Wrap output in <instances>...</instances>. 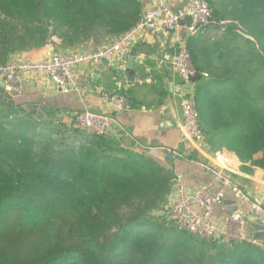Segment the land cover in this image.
<instances>
[{"label": "trees", "instance_id": "obj_1", "mask_svg": "<svg viewBox=\"0 0 264 264\" xmlns=\"http://www.w3.org/2000/svg\"><path fill=\"white\" fill-rule=\"evenodd\" d=\"M209 3L208 28L223 35L187 47L200 127L210 147L264 169V0ZM143 12L140 0H0V64L54 37L65 49L118 38ZM5 101L0 264H264L255 244L225 245L174 227L173 170L111 134L39 121Z\"/></svg>", "mask_w": 264, "mask_h": 264}, {"label": "crops", "instance_id": "obj_2", "mask_svg": "<svg viewBox=\"0 0 264 264\" xmlns=\"http://www.w3.org/2000/svg\"><path fill=\"white\" fill-rule=\"evenodd\" d=\"M140 1L143 10H146L150 0ZM186 2L178 0L176 6L185 5ZM216 33L215 28H207L203 34L191 35L186 24H183L177 34H140L131 46V55L136 54L131 68L128 62L131 56L125 60V64L119 60L81 64L77 67L79 87L69 92H61L46 75H37L24 78L20 94L6 95L5 85L0 80V97L13 99L19 108L39 110L44 115L39 121L52 122L67 129H72L73 119L85 110L112 114L117 121L110 132L112 136L135 154L146 156L181 175L188 189L206 185L213 191L217 190L219 185L214 182L209 170L215 169L264 205V169L241 161L226 149L210 147L204 136L200 142L186 140L180 130L183 123L182 96L172 91L180 79L175 70L163 62V56L187 48L192 38L208 39L212 43L219 37L220 33ZM116 39L106 38L101 44L88 41L75 49H63L59 42H55L54 49L46 47L17 58L31 62L42 61L51 50L62 54H88L102 50ZM198 83L195 80L194 85L185 88L182 95L196 97ZM102 94L125 96L131 103L130 110L114 112L102 103ZM175 200L176 195L173 193L170 205ZM239 208L248 210L249 206L238 202L226 190L223 204L214 211V222L221 227L222 220ZM245 230L253 244L264 251V224L260 218L255 214L249 215Z\"/></svg>", "mask_w": 264, "mask_h": 264}, {"label": "built area", "instance_id": "obj_3", "mask_svg": "<svg viewBox=\"0 0 264 264\" xmlns=\"http://www.w3.org/2000/svg\"><path fill=\"white\" fill-rule=\"evenodd\" d=\"M178 0H150L144 10L141 22L128 33L110 42L102 50L88 54H62L49 51L42 61L13 60L6 65L0 64V80L3 81L6 95L20 94L24 78L46 75L61 92L77 90L79 77L77 67L85 63L125 60L131 56V46L140 34L158 35L160 32L177 34L183 24L191 35L203 34L212 20L209 0H187L185 5L176 6ZM163 62L169 64L178 75L180 82L172 88L176 95L182 96L181 110L183 123L180 125L182 136L186 140L200 142L203 131L200 127L199 112L194 96H183L185 88L192 87L197 77L194 60L189 50L184 47L177 53H167ZM101 101L114 112L129 111L128 98L118 94H102ZM117 123L112 114H97L89 110L79 113L72 123V128L89 135H108ZM211 170L214 182L219 185L215 191L210 186H200L193 190L181 175L175 174L174 189L176 200L170 206L169 220L179 231L207 240H221L225 245L254 243L246 235V222L255 214L264 224V205L259 199L251 198L244 190L221 171ZM230 191L235 199L249 206L248 210L239 208L226 216L221 227L213 220L214 211L225 198V191Z\"/></svg>", "mask_w": 264, "mask_h": 264}, {"label": "water", "instance_id": "obj_4", "mask_svg": "<svg viewBox=\"0 0 264 264\" xmlns=\"http://www.w3.org/2000/svg\"><path fill=\"white\" fill-rule=\"evenodd\" d=\"M135 57H136V54L135 55H131V57L129 58V67L131 68V67H133V64H134V62H135ZM4 85V84H3ZM6 101V103L7 104H9V105H16V102L13 100V99H11V98H8V99H5ZM28 110H30L31 112H32V114L37 118V119H43V117H44V115L43 114H41V112L39 111V110H36V109H34V108H30V109H28ZM168 158H171V157H168Z\"/></svg>", "mask_w": 264, "mask_h": 264}, {"label": "rangeland", "instance_id": "obj_5", "mask_svg": "<svg viewBox=\"0 0 264 264\" xmlns=\"http://www.w3.org/2000/svg\"><path fill=\"white\" fill-rule=\"evenodd\" d=\"M226 24H227V22H225ZM223 35V33H220L219 34V36H222ZM92 41V40H91ZM55 42H59V44H60V47L61 48H63V42L59 39V38H56V37H54V38H52V40H51V42L47 45V46H45V47H43V48H46V47H50L51 49H54V44H55ZM103 42V41H102ZM86 43V42H85ZM84 44V43H83ZM79 46V45H78ZM77 46V47H78ZM43 48H41V49H43ZM76 47H73V48H70V49H75ZM41 49H37V50H32V51H28V52H24V53H21L20 55H25V54H30V53H33V52H37V51H39V50H41ZM64 49V48H63ZM52 51V50H51ZM20 55H18V56H20ZM17 56V57H18ZM17 57H15L13 60H21V59H19V58H17ZM12 60V61H13ZM5 96H2V97H0V98H4ZM4 99H6V98H4ZM55 136V135H54Z\"/></svg>", "mask_w": 264, "mask_h": 264}]
</instances>
